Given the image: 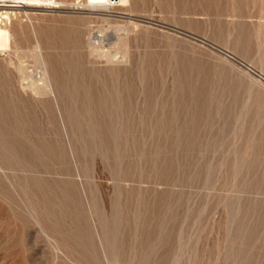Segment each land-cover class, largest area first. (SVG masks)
I'll return each mask as SVG.
<instances>
[{
	"label": "rangeland",
	"instance_id": "1",
	"mask_svg": "<svg viewBox=\"0 0 264 264\" xmlns=\"http://www.w3.org/2000/svg\"><path fill=\"white\" fill-rule=\"evenodd\" d=\"M52 1L0 10V264H264V0Z\"/></svg>",
	"mask_w": 264,
	"mask_h": 264
},
{
	"label": "bare ground",
	"instance_id": "2",
	"mask_svg": "<svg viewBox=\"0 0 264 264\" xmlns=\"http://www.w3.org/2000/svg\"><path fill=\"white\" fill-rule=\"evenodd\" d=\"M41 1H44L43 3H45V2H47V6H49V7H58V5L56 4V2H54V1H50V0H7V2H9V4L5 7V8H13V9H15V7L17 8V7H21V6H19V5H25V6H39V5H36L35 3H39V2H41ZM109 1L110 0H86V3H95V4H107V3H109ZM118 2H119V5H125L126 4V2H127V0H118ZM45 5V4H44ZM24 6V7H25ZM42 7V6H41ZM3 9V8H2ZM18 10V9H17ZM20 10V9H19ZM13 11V10H12ZM19 12V11H18ZM16 14V13H15ZM9 16H10V14H9ZM4 18H6L7 20H8V15H7V13L5 12V16H4ZM10 19V18H9ZM92 40V39H91ZM90 41V40H89ZM89 41H88V43H89ZM94 41V40H93ZM37 57H38V55H37ZM36 57V58H37ZM15 65V64H14ZM17 67V66H16ZM19 69V68H18ZM19 71V70H18ZM31 85V84H30ZM42 86V85H41ZM36 87V86H35ZM35 87H33V88H35ZM46 87V85H44V87L42 86L41 88H43V90H44V88ZM35 90H36V88H35ZM38 90V89H37ZM36 90V91H37ZM34 91V90H33ZM41 91V90H40ZM22 92V91H21Z\"/></svg>",
	"mask_w": 264,
	"mask_h": 264
},
{
	"label": "built area",
	"instance_id": "3",
	"mask_svg": "<svg viewBox=\"0 0 264 264\" xmlns=\"http://www.w3.org/2000/svg\"><path fill=\"white\" fill-rule=\"evenodd\" d=\"M8 4L9 2H7V0H0V10L5 8Z\"/></svg>",
	"mask_w": 264,
	"mask_h": 264
}]
</instances>
